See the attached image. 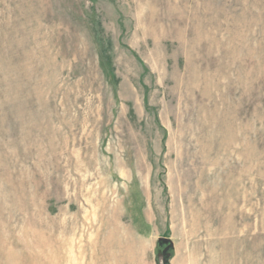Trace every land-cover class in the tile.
<instances>
[{
	"label": "rangeland",
	"instance_id": "obj_1",
	"mask_svg": "<svg viewBox=\"0 0 264 264\" xmlns=\"http://www.w3.org/2000/svg\"><path fill=\"white\" fill-rule=\"evenodd\" d=\"M0 264H264V0H0Z\"/></svg>",
	"mask_w": 264,
	"mask_h": 264
},
{
	"label": "water",
	"instance_id": "obj_2",
	"mask_svg": "<svg viewBox=\"0 0 264 264\" xmlns=\"http://www.w3.org/2000/svg\"><path fill=\"white\" fill-rule=\"evenodd\" d=\"M161 241H162V243H164V244H168L169 247L172 246L171 242H170L168 239H161Z\"/></svg>",
	"mask_w": 264,
	"mask_h": 264
}]
</instances>
